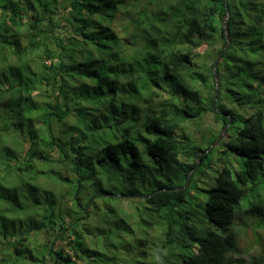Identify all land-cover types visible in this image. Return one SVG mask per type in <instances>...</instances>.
Instances as JSON below:
<instances>
[{
    "label": "trees",
    "instance_id": "1",
    "mask_svg": "<svg viewBox=\"0 0 264 264\" xmlns=\"http://www.w3.org/2000/svg\"><path fill=\"white\" fill-rule=\"evenodd\" d=\"M207 115L218 132L178 133ZM91 186L148 198L86 209ZM246 219L264 226V0H0V264H264L237 254Z\"/></svg>",
    "mask_w": 264,
    "mask_h": 264
},
{
    "label": "rangeland",
    "instance_id": "2",
    "mask_svg": "<svg viewBox=\"0 0 264 264\" xmlns=\"http://www.w3.org/2000/svg\"><path fill=\"white\" fill-rule=\"evenodd\" d=\"M208 128H211L213 131L218 132L220 130V125L216 123V120L212 115H207L202 120L198 122H187L183 124V129H181L178 133H184L185 135H188L191 137L195 142H199L203 136L202 134L205 133V130ZM218 141V140H217ZM196 142V143H197ZM200 144V143H199ZM218 156H215V159L220 158L221 163L226 164L228 167L233 166L227 162V159H230L232 161V157H229L226 154H221ZM218 157V158H217ZM214 162V161H213ZM220 163V162H218ZM214 165V163H213ZM219 169L218 167L211 166V168L206 170L207 174L205 177L209 179L208 184L212 185L214 183V179L216 176V172ZM200 181L205 182L206 180L204 177H201L199 179ZM205 180V181H204ZM202 183V182H201ZM202 185V184H201ZM135 188L132 186L130 190ZM124 189H121L120 186H116L115 188H112L110 190V196H119L122 195L123 197L127 196H143V195H137V194H124L122 193ZM142 189H139L141 191ZM103 187L101 186H91L89 192H94L93 196L97 193L103 192ZM142 192V191H141ZM142 192L141 194H143ZM128 204L124 203V207H127ZM246 223H239V221L236 222L234 226V232L237 235V243H236V251L238 255H242L248 258L255 257L259 255L260 253L264 252V226H257L256 221L254 219H246Z\"/></svg>",
    "mask_w": 264,
    "mask_h": 264
},
{
    "label": "water",
    "instance_id": "3",
    "mask_svg": "<svg viewBox=\"0 0 264 264\" xmlns=\"http://www.w3.org/2000/svg\"><path fill=\"white\" fill-rule=\"evenodd\" d=\"M220 55H221V53H220ZM219 55V56H220ZM219 56L217 57V59H216V61H215V63H214V71L216 70V68H217V65H218V62H219ZM216 95H217V91L215 92V99H214V101H213V103H212V105H211V109H212V111H216V109H215V100H216ZM225 130H226V128L224 129V131L223 132H225ZM222 135H220V137H221ZM195 157H197V155H195ZM155 192H152V193H150L149 194V197L150 196H152L153 194H154ZM106 194H102V193H97V194H95L89 201H88V203H87V205L85 206V208L86 209H88V207H89V205H90V202L95 198V197H101V196H105ZM106 196H110V194L109 195H106ZM118 197H123L122 195H119ZM130 197H133V198H141V199H147L148 197L147 196H130ZM71 229V226H69L66 230H65V232H68L69 230ZM63 235V234H62ZM62 235H60V237H62ZM54 261H56V257L54 258Z\"/></svg>",
    "mask_w": 264,
    "mask_h": 264
}]
</instances>
